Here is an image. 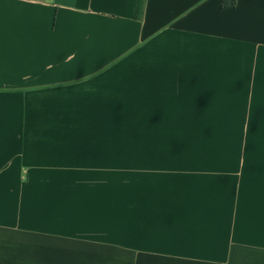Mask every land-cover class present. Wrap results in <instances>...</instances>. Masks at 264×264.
Here are the masks:
<instances>
[{"label":"crops","instance_id":"1","mask_svg":"<svg viewBox=\"0 0 264 264\" xmlns=\"http://www.w3.org/2000/svg\"><path fill=\"white\" fill-rule=\"evenodd\" d=\"M0 0V264H264V0Z\"/></svg>","mask_w":264,"mask_h":264},{"label":"trees","instance_id":"2","mask_svg":"<svg viewBox=\"0 0 264 264\" xmlns=\"http://www.w3.org/2000/svg\"><path fill=\"white\" fill-rule=\"evenodd\" d=\"M145 0H137L136 2V9H135V17L139 18L142 15L143 8H144ZM236 0H223L222 6L224 8H232L235 6Z\"/></svg>","mask_w":264,"mask_h":264}]
</instances>
